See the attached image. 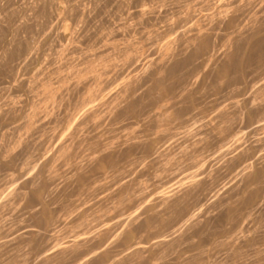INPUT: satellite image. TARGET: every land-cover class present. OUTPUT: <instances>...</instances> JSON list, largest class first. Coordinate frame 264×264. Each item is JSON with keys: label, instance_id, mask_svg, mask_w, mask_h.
Here are the masks:
<instances>
[{"label": "clouds", "instance_id": "9594fccd", "mask_svg": "<svg viewBox=\"0 0 264 264\" xmlns=\"http://www.w3.org/2000/svg\"><path fill=\"white\" fill-rule=\"evenodd\" d=\"M0 264H264V0H0Z\"/></svg>", "mask_w": 264, "mask_h": 264}]
</instances>
